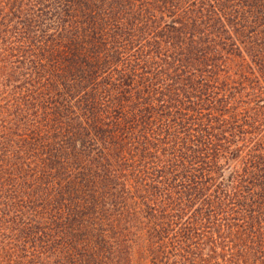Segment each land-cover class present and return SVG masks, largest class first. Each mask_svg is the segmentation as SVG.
<instances>
[{"label": "trees", "instance_id": "16d2710c", "mask_svg": "<svg viewBox=\"0 0 264 264\" xmlns=\"http://www.w3.org/2000/svg\"><path fill=\"white\" fill-rule=\"evenodd\" d=\"M246 45L264 0H0V264H264Z\"/></svg>", "mask_w": 264, "mask_h": 264}, {"label": "rangeland", "instance_id": "374dc122", "mask_svg": "<svg viewBox=\"0 0 264 264\" xmlns=\"http://www.w3.org/2000/svg\"><path fill=\"white\" fill-rule=\"evenodd\" d=\"M259 50V49H258ZM235 55L234 56H231L229 57L230 60H232L231 63H229V69L230 71H232L231 73L233 74L234 72H241V73H245L247 72V68L246 66H244L243 61L244 63H246L248 66L250 67H254V63H256L257 65V68L259 70V83H260V87L263 86L264 87V51L261 52L263 55H260L261 58L257 59L259 56H254V51L253 49L251 48L250 45H246L243 49V52L242 54H240L239 52H235ZM239 55L242 57L240 58ZM255 58H254V57ZM243 59V60H242ZM255 69H256V66H255ZM236 92H237V97L245 102H247L248 98L246 96V92L241 89L240 87L237 86V89H236Z\"/></svg>", "mask_w": 264, "mask_h": 264}]
</instances>
